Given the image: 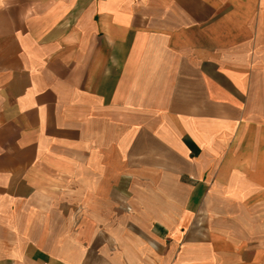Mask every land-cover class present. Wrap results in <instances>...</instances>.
<instances>
[{"label":"crops","instance_id":"crops-1","mask_svg":"<svg viewBox=\"0 0 264 264\" xmlns=\"http://www.w3.org/2000/svg\"><path fill=\"white\" fill-rule=\"evenodd\" d=\"M0 264H264V0H0Z\"/></svg>","mask_w":264,"mask_h":264}]
</instances>
